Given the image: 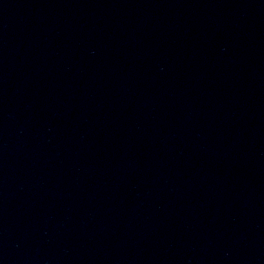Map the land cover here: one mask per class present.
<instances>
[{"label":"water","instance_id":"obj_1","mask_svg":"<svg viewBox=\"0 0 264 264\" xmlns=\"http://www.w3.org/2000/svg\"><path fill=\"white\" fill-rule=\"evenodd\" d=\"M0 264H264V0H0Z\"/></svg>","mask_w":264,"mask_h":264}]
</instances>
